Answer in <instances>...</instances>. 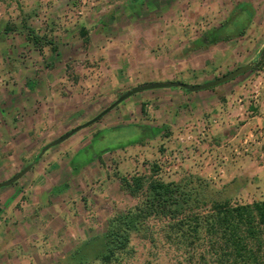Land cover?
Masks as SVG:
<instances>
[{"label": "rangeland", "instance_id": "1", "mask_svg": "<svg viewBox=\"0 0 264 264\" xmlns=\"http://www.w3.org/2000/svg\"><path fill=\"white\" fill-rule=\"evenodd\" d=\"M71 4L67 12L57 8L48 37L60 45L58 56L50 45L41 53L28 40L15 57L18 63L1 55L0 88L17 84L15 77L41 81L37 96H32L37 129L31 137L25 132L24 139L6 146L11 160L4 158L0 145V182L34 163L17 182L0 188V264H104L108 220L138 203L121 188V175L151 174L156 164L158 177L166 181L194 174L218 188L231 183L224 176L223 160L212 166L196 160L209 125L198 130L192 124L178 130L162 126L160 136L122 148L142 137L134 124L105 129L95 137L106 125L146 120L142 107L146 109L152 98L147 91L126 99L38 158L47 143L94 118L121 93L151 77L217 78L248 63H253L250 74L264 77V0H78ZM243 9L249 15L239 23L240 17H234ZM237 23L242 27L235 29ZM64 25L75 29L67 33ZM80 26L86 36L80 34ZM224 26L229 28L226 37L209 41L207 36L217 37L214 34ZM94 137L95 149L76 155ZM104 149L112 150L84 164ZM205 169L208 172L203 173ZM255 185L261 187L259 182ZM233 187L234 198H255L252 186ZM156 236L152 242L150 236L133 234L136 252L124 264H177L180 257Z\"/></svg>", "mask_w": 264, "mask_h": 264}, {"label": "crops", "instance_id": "2", "mask_svg": "<svg viewBox=\"0 0 264 264\" xmlns=\"http://www.w3.org/2000/svg\"><path fill=\"white\" fill-rule=\"evenodd\" d=\"M56 1L0 0V63L2 61L1 55L3 54L9 55L8 57L15 63V57H18L17 54L26 45V40L39 51L30 39V30L45 38L42 51L44 46L49 45L55 52L58 51L60 45H57L51 38H48L51 35V28H53L52 22L55 16L58 15L57 8L66 9L67 12L72 7L71 3L78 0ZM238 15L240 18H243L247 14L244 11ZM110 16L112 17L113 13L112 15L110 13ZM110 16L104 17L109 19ZM131 16L133 17V15ZM7 28L10 30L7 31ZM64 28L67 33H71L75 29V26L64 25ZM79 29L80 34L86 36L87 31L85 27L80 26ZM83 32L85 33L82 34ZM56 55L58 56L59 53L57 52ZM9 58L7 61H9ZM252 70L246 73V75L250 74ZM254 74H250V77L235 78L221 85L200 91H189L182 87L146 90L150 92V96L152 97L150 103L146 105L147 107L145 106L144 112L142 111L145 114L144 117L147 118L146 120L142 123L131 122L124 125H106L97 132L95 137L102 130H111L134 124L142 133V137L134 140L136 142L133 141L125 145L132 146L145 140H152L155 136H160L163 127L165 130L166 126H172L173 129L178 130L185 125L192 124L198 130L200 125H209L205 137L206 141H203L202 145L199 146L201 150L196 152V160L202 159L205 162H209L211 166L223 160L226 164V169L223 170L225 172L224 176L228 182H231L230 184L233 186L237 185L240 189H243V187L249 189L252 186V194L255 196L253 200L262 199L264 198V77H261V95L259 103L256 104L251 98V88L258 80V77H255ZM15 78L18 80L17 84L0 88V145L4 147L2 154L7 160H11V154L8 153V150L10 146L16 143L14 140L17 138L24 139L25 132H28V136L31 137L32 131L36 130L38 126L37 111L32 96H37L41 80L38 81V77H29L28 79H24V77ZM213 79L215 78L173 79L169 77H151L145 83L180 81L189 84H199ZM21 82L24 84L21 85ZM23 101L25 103H22ZM213 121L216 122L214 123ZM155 124L158 125L157 128ZM23 129L25 131H22ZM190 132H193V129ZM95 137L83 145L76 155L84 150L95 149V145L93 144ZM48 150L42 155H40V151L38 158L42 157ZM76 155L73 158L74 161ZM97 155L98 153L93 157L90 156L84 164H88L96 158L101 157ZM31 163L34 166V163ZM204 172H208V170L205 169ZM220 176L222 177V175ZM257 181L260 184L259 186H261L260 188L258 185H255L258 183ZM243 195L241 193L240 196Z\"/></svg>", "mask_w": 264, "mask_h": 264}, {"label": "trees", "instance_id": "3", "mask_svg": "<svg viewBox=\"0 0 264 264\" xmlns=\"http://www.w3.org/2000/svg\"><path fill=\"white\" fill-rule=\"evenodd\" d=\"M244 11L249 15L245 9L241 13ZM239 23L235 29L242 27ZM227 29L224 26L214 34L217 37L209 34L207 38L212 42L225 38ZM29 32L42 52L45 38ZM111 150L104 149L97 156ZM158 169L154 164L151 174L120 176L121 188L138 203L108 220L104 264H124L135 255L133 234L150 236L152 242L157 241L156 235L161 236L160 242L180 257L177 264H264V198L236 199L232 184L218 188L194 174L166 181L158 177Z\"/></svg>", "mask_w": 264, "mask_h": 264}, {"label": "water", "instance_id": "4", "mask_svg": "<svg viewBox=\"0 0 264 264\" xmlns=\"http://www.w3.org/2000/svg\"><path fill=\"white\" fill-rule=\"evenodd\" d=\"M253 67V63H248L246 65L237 67L236 69L219 76L213 80L204 82V83H199V84H189L185 82H180V81H161V82H150V83H145L141 84L138 86L133 87L132 89H129L125 91L124 93H121L118 98L113 101L109 106H107L104 110H102L98 115H96L94 118L88 120L87 122L71 129L70 131L66 132L65 134L61 135L59 138L55 139L54 141L50 142L47 144L43 149L41 150L40 155H42L46 150H48L50 147L58 145L65 140H67L69 137H71L73 134L81 130L82 128H85L96 121H98L102 116L107 114L109 111H111L113 108L118 106L120 103L128 99L129 97L142 92L146 90H151V89H158V88H169V87H182L184 89H187L189 91H200L208 88H212L218 85H221L225 82L231 81L238 76H241L247 72H249ZM33 164L27 165L24 169H22L20 172H18L16 175L11 177L10 179L3 181L0 183V188L4 186H9L16 181H18L27 171H29L32 168Z\"/></svg>", "mask_w": 264, "mask_h": 264}, {"label": "built area", "instance_id": "5", "mask_svg": "<svg viewBox=\"0 0 264 264\" xmlns=\"http://www.w3.org/2000/svg\"><path fill=\"white\" fill-rule=\"evenodd\" d=\"M2 79H0L1 81ZM261 88H262V78L259 76L258 77V80L255 82V84L252 86L251 88V98H252V101L256 104L259 103V99H260V95H261ZM214 123L216 121H213ZM188 137H192L191 135H188Z\"/></svg>", "mask_w": 264, "mask_h": 264}]
</instances>
